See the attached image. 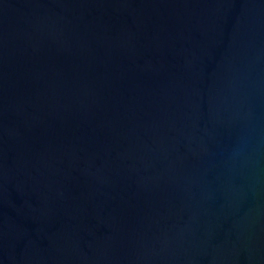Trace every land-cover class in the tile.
I'll return each mask as SVG.
<instances>
[{
	"label": "water",
	"instance_id": "obj_1",
	"mask_svg": "<svg viewBox=\"0 0 264 264\" xmlns=\"http://www.w3.org/2000/svg\"><path fill=\"white\" fill-rule=\"evenodd\" d=\"M0 264H264V0H0Z\"/></svg>",
	"mask_w": 264,
	"mask_h": 264
}]
</instances>
